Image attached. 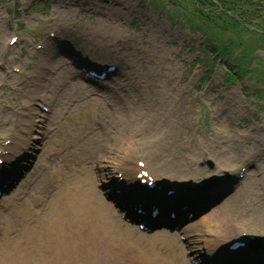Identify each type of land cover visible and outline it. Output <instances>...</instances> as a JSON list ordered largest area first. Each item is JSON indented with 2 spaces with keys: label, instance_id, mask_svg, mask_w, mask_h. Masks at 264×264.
Wrapping results in <instances>:
<instances>
[{
  "label": "rangeland",
  "instance_id": "rangeland-1",
  "mask_svg": "<svg viewBox=\"0 0 264 264\" xmlns=\"http://www.w3.org/2000/svg\"><path fill=\"white\" fill-rule=\"evenodd\" d=\"M198 16L192 0H0V151L14 140L26 174L0 198V264H22L26 253L36 264L48 262L57 213L66 194L78 190L108 239L99 245L87 239L76 260L56 264H192L217 238L211 225L226 215L234 234L264 236V103L245 91L254 86L250 76L227 82L228 62L206 80L213 63L201 54L205 38L192 31ZM59 28L78 56L48 40ZM13 37L18 42L10 45ZM120 49L129 65L122 63L106 88L84 81L74 58L110 65ZM255 58L264 61V51ZM40 73L37 97L30 82ZM167 118L176 124L162 127L164 140L154 128ZM139 161L171 186L227 178L222 198L192 203L196 211L170 237L137 228L127 235L104 187L120 166ZM244 167L247 176L239 180Z\"/></svg>",
  "mask_w": 264,
  "mask_h": 264
},
{
  "label": "bare ground",
  "instance_id": "bare-ground-1",
  "mask_svg": "<svg viewBox=\"0 0 264 264\" xmlns=\"http://www.w3.org/2000/svg\"><path fill=\"white\" fill-rule=\"evenodd\" d=\"M61 37V36H59ZM62 38V37H61ZM121 43V42H120ZM122 51L124 49L118 50V57L119 61L122 62L125 65H129V60L126 55H122ZM44 76V74L40 73V76H34L33 81L30 82L32 87L34 88V96L40 97L42 93L43 86H41V78ZM129 80H131V75L129 74ZM132 81V80H131ZM161 95L164 93L169 97L170 99H174V95L171 92H167L164 90L158 91ZM52 114V113H50ZM160 124L156 128H154L157 132H159L163 135V139L166 140L168 138V132L162 128L166 123L167 125H171L172 128L176 124L174 122L173 118L172 120L167 119H160ZM177 121V120H176ZM125 138L124 133L121 135V138ZM122 138V139H123ZM130 144V143H128ZM15 141L8 145V147L4 148L5 151H9V154L4 157V160L7 164H16L19 160L22 158H17L14 156L16 153ZM23 169L21 166H15L14 171L16 169ZM122 169L124 175H128V173L131 172H137L138 169H136L131 163H126V165L120 166ZM139 171V170H138ZM140 172V171H139ZM138 172V173H139ZM18 174V173H17ZM199 174V172H197ZM20 175V173L18 174ZM183 174H179L178 176H182ZM193 177H197L193 175ZM198 178V177H197ZM195 180V179H192ZM132 185H135L134 182H130L128 184L122 185L123 188L128 190V187H132ZM119 187V186H114ZM70 192H76V191H70ZM78 192L79 196H76V193ZM74 195L66 194L67 200L65 201L64 205L60 208L57 215L58 218L56 220V223L54 225V233L52 236L55 239V246L52 247L53 249V256L48 260L46 263L41 264H56V261L59 259L66 260V261H74L78 258L77 256V250L81 247V245L87 240L91 239L96 244L105 243V238L108 239V231L107 229H104L101 226L100 220L96 216V214L93 212V209L90 207V203L87 200L85 196L82 195V192L79 190ZM129 193H126V195ZM112 195V193H111ZM171 201V200H170ZM171 205V204H169ZM114 216V215H113ZM227 216V215H226ZM224 217L222 221H220L218 224L211 225L213 227V230L216 231V240L209 244L207 248V253H209V257H213L214 259H219L222 257L221 255V246L227 245L231 241V239H235L238 235L236 233L234 234L232 228L230 227V222L228 219ZM116 219V216H114ZM207 219V218H206ZM120 224V223H116ZM223 228L222 233L220 234L218 228ZM252 226H248L247 228H251ZM246 228V227H245ZM131 230H135L134 226L127 225V229H125V234L131 235ZM226 231V232H225ZM226 233V234H224ZM237 235L234 237V235ZM173 235V232H170V230H162L160 229L159 232L154 237H170ZM232 235V236H228ZM147 236V235H146ZM234 237V238H233ZM162 240H158L155 243H161ZM156 245V244H155ZM225 245V246H226ZM224 246V247H225ZM94 250L97 252L96 248ZM198 253V252H195ZM22 264H32V261L36 264L38 262V258L35 256L32 258L31 254L26 253L21 258ZM2 264H7L3 263Z\"/></svg>",
  "mask_w": 264,
  "mask_h": 264
},
{
  "label": "trees",
  "instance_id": "trees-1",
  "mask_svg": "<svg viewBox=\"0 0 264 264\" xmlns=\"http://www.w3.org/2000/svg\"><path fill=\"white\" fill-rule=\"evenodd\" d=\"M197 1L211 9L202 21L204 31L197 27L206 37L202 54L215 60L227 58L231 64L227 78L231 83L250 74L257 83L264 84V62H257L252 56L257 50H264V0ZM216 8L221 12L215 14ZM246 38H250V43ZM255 95L264 101V92L257 89Z\"/></svg>",
  "mask_w": 264,
  "mask_h": 264
},
{
  "label": "water",
  "instance_id": "water-1",
  "mask_svg": "<svg viewBox=\"0 0 264 264\" xmlns=\"http://www.w3.org/2000/svg\"><path fill=\"white\" fill-rule=\"evenodd\" d=\"M215 181H213V179H209V180H205L204 181V184L207 185V184H212L214 183Z\"/></svg>",
  "mask_w": 264,
  "mask_h": 264
}]
</instances>
